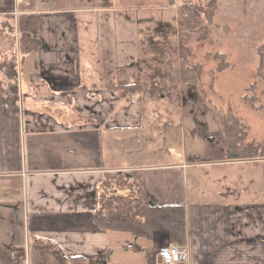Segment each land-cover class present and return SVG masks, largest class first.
<instances>
[{
    "label": "crops",
    "instance_id": "0c3cea01",
    "mask_svg": "<svg viewBox=\"0 0 264 264\" xmlns=\"http://www.w3.org/2000/svg\"><path fill=\"white\" fill-rule=\"evenodd\" d=\"M22 3L0 0V21ZM33 6L40 47L23 59L18 37L0 48L15 49L21 88L16 114L0 105V264H18L15 252L32 264L33 236L89 264H161L167 231L136 236L93 218L103 190L133 174L151 204L184 208L180 245L190 259L177 264H264V159H212L203 147L188 160V126H166L137 93L123 98L105 85L118 83L110 70L135 66L142 23L57 0Z\"/></svg>",
    "mask_w": 264,
    "mask_h": 264
},
{
    "label": "rangeland",
    "instance_id": "374dc122",
    "mask_svg": "<svg viewBox=\"0 0 264 264\" xmlns=\"http://www.w3.org/2000/svg\"><path fill=\"white\" fill-rule=\"evenodd\" d=\"M159 1L162 2L157 4L158 9L153 11L154 21L142 20L143 30L141 31L144 32V36L153 33L156 37L160 36V43L170 46L167 51L170 53L169 56L172 55L174 58L172 68H176L183 59H187L190 65L201 64L202 72L199 79L190 89L180 82L177 83L180 85L170 87L162 83L157 94L151 95L155 91L149 82L146 69H142L137 63V53L134 56L135 66L110 70L111 79L118 83H126V81L140 83L142 89L136 92V96L148 106L150 112L157 113V119L161 120L162 116L165 124L173 123V121L183 122L190 128L187 129L189 134L183 138L182 145L183 157L188 160L194 152L201 153L203 147L206 150L204 154L210 158L214 152L220 151L222 139L226 137L223 131L225 130L223 117L229 115H235L236 122L243 125L239 130L241 136L239 144L257 146L259 150L264 149V77L257 74L259 64L257 52L264 43V0H213L212 19L205 11L210 0ZM184 1H191L199 7L202 22L198 28L186 29L177 23L176 3ZM133 14L138 16L140 12ZM140 15L143 19L144 14ZM17 22V19L0 21V48L12 44L11 37L16 40L22 35ZM158 22L165 25L158 29L159 35L155 34L154 30ZM11 24L15 27V32ZM103 24L106 25L105 22ZM31 33L32 31L29 32L30 35ZM8 50L9 52L6 53L0 50V61L15 65L19 101L21 97L19 62L18 58L16 59L15 49L8 48ZM174 53L176 55H173ZM216 53L226 55L225 61L228 65L222 71L218 69L221 61L215 58L218 57ZM104 57L103 54V64ZM98 77L97 72L95 78ZM101 77L103 81L106 79L105 71ZM186 91L189 94L188 97L185 94ZM245 95L253 99V102L246 99ZM27 100L26 97L24 101L28 102ZM115 183L121 187L128 184L127 181L118 179ZM36 256L34 255V264L39 263V258ZM52 262L57 264L55 261ZM70 264H89V262L76 260L71 261Z\"/></svg>",
    "mask_w": 264,
    "mask_h": 264
},
{
    "label": "trees",
    "instance_id": "16d2710c",
    "mask_svg": "<svg viewBox=\"0 0 264 264\" xmlns=\"http://www.w3.org/2000/svg\"><path fill=\"white\" fill-rule=\"evenodd\" d=\"M34 0H23L22 5L18 6L19 11L16 17L13 14H7L4 20H18V28L22 32L18 40V50L22 59L30 52L36 51L40 47L41 41L39 36H31L30 31L35 32L40 28V18L38 11L33 9ZM159 0H57L59 8L71 9H89L97 13L114 12L118 17L126 18L128 22L142 23L146 19L149 22L154 21L153 12L158 9ZM176 21L179 26L186 29L198 28L201 25L200 9L197 4L191 1L176 3ZM155 6V7H154ZM154 7V8H153ZM214 3L213 0L208 1V6L205 7L207 15L212 19ZM132 11V12H131ZM140 12L141 15L133 14ZM3 20V21H4ZM5 23V22H3ZM165 26L163 23L156 24L155 34H160L158 29ZM14 30L15 27L12 26ZM11 29V28H10ZM16 30V29H15ZM14 30V32H15ZM160 36L150 34L142 39V46L137 54V61L142 69H146L148 79L153 87L154 93L160 89L162 83L167 87L184 84L188 89L192 84L197 82L202 72V65L195 63L190 65L187 59H183L176 68L173 67L174 58L167 51L170 46L161 44ZM259 54V64L257 66V74L264 77V43L261 44L257 52ZM221 61L218 69L220 71L226 68V55L224 53H216ZM173 55H176L174 53ZM1 60V58H0ZM1 62V61H0ZM175 72V73H174ZM17 71L15 65L10 63H0V105L5 106L10 112L19 111V102L17 92ZM187 84V85H186ZM107 87L118 93V96L127 98L129 94L141 91L142 85L138 82L131 83H112L107 82ZM186 91L187 97L189 94ZM245 98L253 102V99L245 95ZM235 115L223 117L224 135L220 151L214 152L212 159H264V149L257 146H243L241 142L240 129L242 123L236 122ZM238 124V126H236ZM261 148V147H260ZM134 177L128 180V184L121 187L117 186L116 190H110V186L106 187L98 199V206L93 214L94 221L97 225L109 230H124L131 231L139 236L152 237L159 231H167L172 243L180 245V242L185 239L186 218L184 208L175 205H154L149 202L146 195L144 179L133 174ZM138 175V176H137ZM122 180V179H121ZM121 184V183H120ZM30 247L33 252L32 264L35 257L39 258L38 264H70L71 261H76L77 257L63 254L62 249L55 243L39 236L31 237ZM51 257L50 262L48 258Z\"/></svg>",
    "mask_w": 264,
    "mask_h": 264
},
{
    "label": "built area",
    "instance_id": "2783aa9c",
    "mask_svg": "<svg viewBox=\"0 0 264 264\" xmlns=\"http://www.w3.org/2000/svg\"><path fill=\"white\" fill-rule=\"evenodd\" d=\"M165 124V123H164ZM169 126L170 124H165ZM187 246L177 245L174 243H168L162 245L158 249V256L161 264H177L183 263L190 259V252ZM18 264H29L26 256H21L18 252L13 254Z\"/></svg>",
    "mask_w": 264,
    "mask_h": 264
}]
</instances>
